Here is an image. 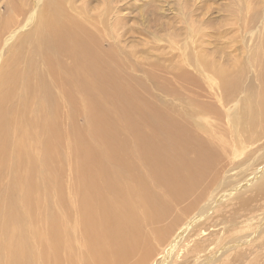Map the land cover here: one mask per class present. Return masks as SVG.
<instances>
[{
  "label": "bare ground",
  "instance_id": "6f19581e",
  "mask_svg": "<svg viewBox=\"0 0 264 264\" xmlns=\"http://www.w3.org/2000/svg\"><path fill=\"white\" fill-rule=\"evenodd\" d=\"M31 1L0 0L8 8L0 16V45L1 35L19 24L0 55V252L8 264H149L157 252L154 243L158 251L165 248L155 264L191 259L192 264H224L234 257L226 258L229 250L263 238L264 216L251 222L254 232L216 248L215 233L203 237L196 229L235 188L207 199L185 222L169 217L168 202L201 199L219 166L248 145H256L248 155L258 153L246 182L248 197L264 195V32L254 34L259 54L254 81L243 71V81L222 72L219 83L203 82L198 92L203 97L206 89L210 102L194 100L178 112L177 93L141 95L116 74L132 56L118 39L129 32L123 25L129 20L127 0H115L125 4L115 8L110 22L108 8L99 18L77 0ZM158 4L150 5L158 11ZM148 9L141 6L142 12ZM261 14H253L249 23L259 20L264 30V2ZM92 27L112 41L109 48L102 49ZM197 61L207 76L217 69L203 54ZM181 76L187 77L183 71ZM76 99L85 102L89 122L72 147L74 197L68 200L57 152L68 133H61L58 118L64 108L71 116L69 102ZM93 135L99 147L90 143ZM35 220L41 227H33ZM146 226L151 241L143 234ZM187 239L192 247H184V260L176 262L177 248Z\"/></svg>",
  "mask_w": 264,
  "mask_h": 264
},
{
  "label": "rangeland",
  "instance_id": "374dc122",
  "mask_svg": "<svg viewBox=\"0 0 264 264\" xmlns=\"http://www.w3.org/2000/svg\"><path fill=\"white\" fill-rule=\"evenodd\" d=\"M127 1L126 3L131 5L124 14L129 16V20L125 21L127 24L123 25L128 27L127 31L129 32L119 36L118 39L121 41L119 42L121 48L127 52H132V56L129 57L130 62L127 65L116 70V74L123 78L125 83L133 85L141 95H146L149 91L158 96L162 90L175 92L180 99L173 100V104L179 112L194 100L199 104L210 102L206 89H204L203 97L197 96L198 92L202 88L203 82L219 83L218 79L222 72L243 81L244 78L241 74L243 71L248 79L255 80L256 61L259 54L255 53V45L258 40L254 34L257 37L259 35L262 37L264 30L261 21L258 20L256 23H249V21L255 13H258V17L262 15L264 0L261 3L259 0ZM76 3L80 7L86 6L88 15L90 14L92 17L99 15V18L106 8L113 12L115 8L125 4L116 3L115 0H77ZM154 3H159L158 11L150 5ZM143 5L149 6L148 11H141ZM160 6L162 7L159 8ZM7 13L8 8L5 3L0 4V16L4 17ZM114 15V12L107 15V20L113 21ZM17 20L23 23L25 18L20 16ZM17 24L9 32H4L1 35L0 55L5 54L6 47L1 46H4L3 44L5 40H8L10 34H14V30H18L19 24ZM252 24H254L253 26L256 24L258 33L251 30ZM99 26L101 27L100 24ZM91 29L97 36L102 35L99 33V29L93 27ZM124 29L125 27H121L120 34ZM111 43L109 38L101 36L102 49L109 48ZM199 54L205 55V61L208 64L217 67L209 76L202 72L201 65L197 61ZM187 55L191 56L194 61L187 63L185 59ZM181 58L185 59L183 64ZM182 71L187 77L181 76ZM194 83H198L200 88L193 87L192 84ZM69 103H72L71 116H67V110L64 108L58 118L61 133H68V136H63L58 144L57 152L61 160L64 196L65 199L71 200V196L74 197L72 189L74 159L72 147H74L78 131H84L89 118L84 111V101L76 99ZM194 106L191 108L200 111ZM165 112L171 118H177V113L174 110L166 109ZM90 143L99 147L94 135L90 137ZM255 146L248 145L238 152V157L229 156L228 161L219 166L217 178L207 185L201 199L197 201L184 200L179 204L168 202L169 209H173V213L170 212L169 217L175 215L179 218V223L185 222L198 211L201 204L207 199L213 195L228 194L229 190L235 188L233 194L223 199L220 207H216L208 215V219L196 229L204 232L203 237L208 233H215L216 235L213 237L215 248L225 243H233L236 239L254 232L255 228L251 222L255 218L264 216V195L249 199L251 187L249 188V185L246 184L252 168L258 164L256 161L258 153L248 155ZM222 171L223 173L220 174ZM226 177L227 179H225ZM253 184L254 182L251 185ZM238 198L244 200L239 201ZM189 206L193 207L191 211H187ZM55 209L57 207L54 204V212H61V210L55 211ZM32 225L35 229L41 227L38 220H35ZM179 227L180 225L176 226L166 240L170 241ZM200 231L194 232L195 236ZM143 234L149 241L153 240L152 236L154 235L149 232L148 226L144 228ZM189 234L193 233L190 232ZM209 240L211 241V239ZM254 240L229 250L228 254L231 256L226 258L233 255L234 257L224 264H264V235L259 241L253 242ZM184 247L191 248L192 239L185 240L177 248L176 262L184 260ZM159 248L155 243L153 244L152 252H157L150 257L149 264H155L161 259L165 248L162 246L158 251ZM194 262V259H191L189 263L184 261L183 264ZM0 264H8L7 254L2 251L0 252Z\"/></svg>",
  "mask_w": 264,
  "mask_h": 264
}]
</instances>
